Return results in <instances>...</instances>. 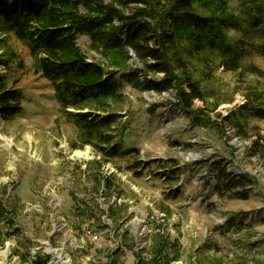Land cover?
Wrapping results in <instances>:
<instances>
[{
  "label": "rangeland",
  "instance_id": "374dc122",
  "mask_svg": "<svg viewBox=\"0 0 264 264\" xmlns=\"http://www.w3.org/2000/svg\"><path fill=\"white\" fill-rule=\"evenodd\" d=\"M227 1L238 22L226 36L244 44L242 68L218 67V50L189 63L209 96L194 107L206 115L195 116L213 125L174 106V91L158 95L122 81L123 69L135 67V59L121 66L114 54L95 50L89 37H78L87 58L121 83L122 99L111 110L118 116L117 142L130 152L109 162L91 145L81 146L79 128L35 73L36 59L26 46L0 35V55L16 58L9 66L0 63V79L8 76L9 87L25 95L23 114L9 121L0 117V195L14 210L12 220L1 223L8 237L0 264H30L25 260L37 257L48 264H111L117 250L118 264H136L141 250L150 259L158 225L173 244L168 256L178 254L171 264H264V155L251 153L253 128L264 135V119L243 124L250 138L224 123L249 91L264 92V54L258 48L264 32L248 19L244 0ZM243 176L249 180L231 189V181ZM124 232L136 244L133 251L118 237Z\"/></svg>",
  "mask_w": 264,
  "mask_h": 264
},
{
  "label": "trees",
  "instance_id": "16d2710c",
  "mask_svg": "<svg viewBox=\"0 0 264 264\" xmlns=\"http://www.w3.org/2000/svg\"><path fill=\"white\" fill-rule=\"evenodd\" d=\"M243 5L251 23L264 32V0H244ZM237 22L227 0H0V35L12 36L26 46L36 59L35 73L51 85L60 110L79 128L81 146L91 145L108 162L130 152L117 142L118 116L111 110L112 104L122 99L121 83L114 73L87 58L78 45V37H89L95 50L106 56L114 54L115 63L121 66L135 59V67L123 69L122 81L158 95L174 91L177 98L174 106L198 123L213 125L210 118L195 116L199 114L197 111L206 115L194 107L196 101L205 103L209 96L193 78L189 63L206 50H218L219 58L221 55L218 67L238 72L246 49L244 44L230 43L226 36ZM4 42L0 39V46ZM258 48L264 54V44ZM13 60L16 58H11L10 53L0 55V63L9 66ZM18 68L23 69L21 60ZM248 69L260 73L253 66ZM9 86V77H2L0 117L4 121L24 113L25 95L16 86ZM245 99L242 106L224 118V123L250 138L243 124L250 119H264V92L249 91ZM253 130L251 153L264 155V135L256 127ZM221 174L231 178L229 174ZM248 180L249 176L232 180L231 189ZM2 195L0 248L8 237L1 231V223L11 221L14 211L7 208ZM113 210L110 206L115 219ZM156 228L151 237L150 259L143 258L141 250L136 255V264H171L173 259L177 260L178 254L173 258L167 254V249L173 247L170 236L161 225ZM118 237L123 247L130 251L136 248L128 232ZM121 253L114 251L110 263L118 264ZM27 261L48 264L42 257Z\"/></svg>",
  "mask_w": 264,
  "mask_h": 264
},
{
  "label": "water",
  "instance_id": "95a60500",
  "mask_svg": "<svg viewBox=\"0 0 264 264\" xmlns=\"http://www.w3.org/2000/svg\"><path fill=\"white\" fill-rule=\"evenodd\" d=\"M130 55H131L132 57H134V54H133V53H131ZM153 94H154V93H153Z\"/></svg>",
  "mask_w": 264,
  "mask_h": 264
}]
</instances>
